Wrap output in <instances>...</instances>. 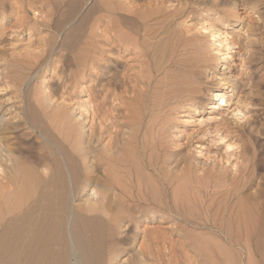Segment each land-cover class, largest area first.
I'll use <instances>...</instances> for the list:
<instances>
[{
	"label": "rangeland",
	"instance_id": "374dc122",
	"mask_svg": "<svg viewBox=\"0 0 264 264\" xmlns=\"http://www.w3.org/2000/svg\"><path fill=\"white\" fill-rule=\"evenodd\" d=\"M149 1L139 0L137 4H156L155 0ZM199 1L206 6L215 4L205 11L192 8L202 18L225 22L228 40L236 43L228 62L235 79L227 92L228 103L220 104L214 113L215 99L208 94L217 90L211 73L219 58L213 56L214 47L207 42L196 43L201 52L209 53L205 58L211 65L198 81L202 90L198 102H167L173 94L161 84L174 83L180 75H171L172 66L165 64L169 74L162 79L164 43L148 51L132 35L128 44H119L111 33L108 11L100 6L99 12H90L96 0H0V105L5 104L3 109L11 114L7 116L12 118L22 107V100L30 99L26 82L36 76L43 80L48 92L56 97L62 95L71 112L81 111L83 102L95 105V133L111 132L118 137L123 127L129 129L121 154L130 168L141 159H150L155 167V172L149 174L155 178L156 198L162 204L140 203L139 208L128 211L126 195L118 191L113 198L102 194L106 211L100 207L82 213L85 249L90 258L100 254L101 264L112 252L120 253L121 259L130 260V264H139L132 249L135 223L137 232L146 236L144 240L136 237L135 246L142 244L148 264H264V23L258 20L261 6L251 11L241 7L242 0ZM233 3L236 7L231 6ZM84 15L85 24L66 40V49L51 52L50 40L60 33L59 43ZM249 34L253 37L251 58L247 59L237 53V46ZM33 56L39 57L40 67L32 65ZM143 82H149L150 88L141 95L139 87ZM33 83L35 79L29 86ZM237 107L246 111L242 121L236 117ZM85 116L90 123V115ZM27 128L19 123L8 129L0 135V144L13 154L18 165L30 169L31 177L37 172L41 142ZM129 174H135L134 169L116 170L102 183L112 181L110 184L116 187V179L127 185ZM1 178L0 173V181ZM165 179H171L173 184L162 185ZM44 193L48 197L56 194L54 208L58 209L65 190L54 177L36 184L32 199ZM47 208H33L34 217L45 214ZM153 208L160 211L157 219H145ZM122 223L127 227L119 233Z\"/></svg>",
	"mask_w": 264,
	"mask_h": 264
},
{
	"label": "bare ground",
	"instance_id": "6f19581e",
	"mask_svg": "<svg viewBox=\"0 0 264 264\" xmlns=\"http://www.w3.org/2000/svg\"><path fill=\"white\" fill-rule=\"evenodd\" d=\"M88 1L90 0H82L83 3ZM137 1L139 0H116L114 2L96 0L90 12H99L100 6L108 11L109 27L119 44L123 42L128 44L132 35H134L132 38L148 51L164 43L160 66V73H163L162 79L165 80L169 74L164 69L165 64L172 66L171 75H177V73L180 75L174 83L161 84L164 89L170 90L173 94L167 102L191 103L199 99L202 90L198 81H201L211 65L205 58L209 53L201 52V47L196 46V43L200 45L202 41L207 42L210 47H214L213 56L219 58L215 72L211 73V79L216 82L217 90L210 91L208 94L215 99L212 112L214 113L215 109L219 110L220 104L228 103L227 92L232 89L235 80L228 70V62L232 59L231 52L236 48V43L232 39L228 40V34L224 30L225 22L212 18L205 19L201 14L198 15V10L211 9L215 7V4L206 6L204 1L199 0L191 3L189 0H155L156 4L151 6L137 4ZM236 5L233 3L231 6L236 7ZM258 6H261V16L259 15L258 20L263 24L264 0H242L241 2V7L251 11L256 10ZM195 15L196 20L193 21ZM86 20L87 15H84L59 43L57 39L60 33H57L56 37L50 40L51 52L57 49L65 50L66 40L72 39ZM72 23L66 24L65 28L71 26ZM261 28H264V24ZM251 37L253 36L249 34L238 42V51H236L241 54V57L251 58ZM38 58V56L32 57V65L41 66L37 61ZM34 79L36 83L29 86ZM34 79L31 77L26 82L31 93L30 99L22 100V107L17 108L18 112L14 113L12 118L8 117L11 114L3 109L5 104L0 105V135L21 123L22 126H27V129L41 142V153L36 165L37 172L31 177L28 175L30 169L26 170L24 166L18 165L13 154L0 144V173L2 175L0 181V264H101L100 254L90 258L85 249L82 235V226L85 221L82 213L94 212L100 207L101 211H106V206H103L101 199L102 194L113 198L118 191L126 195L124 204L128 211L135 207L139 208L140 203L162 204L156 198L155 178L149 174V171L155 172V167L150 159L147 161L141 159L140 162L132 164L130 168V163L121 154L122 144L130 134L129 129L125 130L123 127L118 137L111 132L95 133L93 124V117L97 112L95 105L83 102L81 111L71 112L62 95L56 97L53 92L47 91L41 78L34 76ZM149 88V82L141 83L139 94H146ZM237 108L234 110L236 117L242 121L246 117L245 110ZM88 114L90 123L87 122L88 119L85 116ZM262 129L264 130L263 126ZM131 169H134L135 174L127 176L130 179L127 185H122L119 180L120 183L116 182V179V187L110 184L112 181L102 183L108 180L109 173L115 174L116 170H128L129 172ZM53 177L59 182L61 189L65 190V195L61 194L58 200V209L54 208L57 205L55 193L52 197L44 193L32 199L35 185L42 181L53 180ZM161 184L171 185L173 181L165 179ZM41 205L48 208L45 214L35 218L33 208ZM23 209L29 212H23ZM158 214L160 211L153 208L145 219H157ZM136 216L139 217V215ZM136 224L132 237V249L139 264H148L142 244L135 246L136 237L142 236L143 240L146 239L144 232L141 231L142 234L137 232ZM126 227V223H122L118 227L119 233L123 232L121 230ZM121 257L120 253H109L105 263L130 264V260H122Z\"/></svg>",
	"mask_w": 264,
	"mask_h": 264
}]
</instances>
